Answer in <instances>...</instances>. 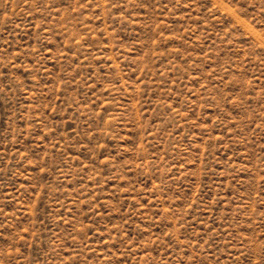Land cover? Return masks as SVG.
Here are the masks:
<instances>
[{
	"label": "rangeland",
	"instance_id": "1",
	"mask_svg": "<svg viewBox=\"0 0 264 264\" xmlns=\"http://www.w3.org/2000/svg\"><path fill=\"white\" fill-rule=\"evenodd\" d=\"M0 264H264V0H0Z\"/></svg>",
	"mask_w": 264,
	"mask_h": 264
}]
</instances>
